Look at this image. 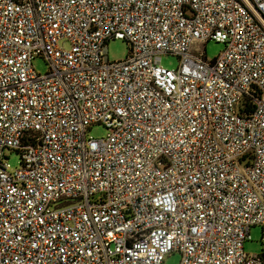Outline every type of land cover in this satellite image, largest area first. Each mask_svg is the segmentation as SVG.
<instances>
[{
    "label": "built area",
    "instance_id": "obj_1",
    "mask_svg": "<svg viewBox=\"0 0 264 264\" xmlns=\"http://www.w3.org/2000/svg\"><path fill=\"white\" fill-rule=\"evenodd\" d=\"M256 226L264 0H0V264H264Z\"/></svg>",
    "mask_w": 264,
    "mask_h": 264
},
{
    "label": "rangeland",
    "instance_id": "obj_2",
    "mask_svg": "<svg viewBox=\"0 0 264 264\" xmlns=\"http://www.w3.org/2000/svg\"><path fill=\"white\" fill-rule=\"evenodd\" d=\"M67 46V45H66ZM200 51L206 56L208 60L217 58L225 49L223 44L209 41L199 45ZM129 48L125 41L112 40L108 43V58L111 62L123 61L128 57ZM161 64L170 69H174L178 66V59L174 56H163ZM34 70L38 74H46L48 72V64L41 57H36L32 61ZM87 135L94 139H100L107 136V130L99 124L91 126ZM5 155L7 156V163L11 169H18L21 166V157L18 152L6 150ZM251 241L244 243V253L253 256L261 255L264 252V241H263V229L260 226L252 227L250 230ZM165 264H180L181 256L178 253H173L166 256L164 260Z\"/></svg>",
    "mask_w": 264,
    "mask_h": 264
}]
</instances>
